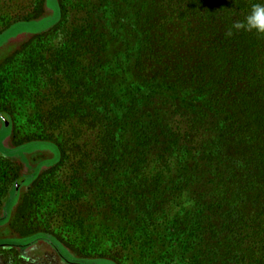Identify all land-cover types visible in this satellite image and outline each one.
Here are the masks:
<instances>
[{
	"label": "trees",
	"instance_id": "1",
	"mask_svg": "<svg viewBox=\"0 0 264 264\" xmlns=\"http://www.w3.org/2000/svg\"><path fill=\"white\" fill-rule=\"evenodd\" d=\"M98 2L22 63L59 156L47 222L98 262L264 264V36L232 29L258 0Z\"/></svg>",
	"mask_w": 264,
	"mask_h": 264
},
{
	"label": "rangeland",
	"instance_id": "2",
	"mask_svg": "<svg viewBox=\"0 0 264 264\" xmlns=\"http://www.w3.org/2000/svg\"><path fill=\"white\" fill-rule=\"evenodd\" d=\"M74 2L88 6L93 20L112 18L103 10L108 2L99 7L98 0H0V264H17L19 258L41 264H114L75 252L80 247L72 241L74 231L58 221L48 223L45 202L32 195L35 185L46 183L58 167L59 156L56 145L33 124L36 92L22 63L41 53L38 45H29L52 34L65 17L62 7L69 9ZM82 16L72 11L66 17ZM63 173L58 168L56 179ZM27 195L35 199V213L19 219L18 209Z\"/></svg>",
	"mask_w": 264,
	"mask_h": 264
},
{
	"label": "clouds",
	"instance_id": "3",
	"mask_svg": "<svg viewBox=\"0 0 264 264\" xmlns=\"http://www.w3.org/2000/svg\"><path fill=\"white\" fill-rule=\"evenodd\" d=\"M232 29L254 32L264 36V0H258V2L253 3L243 20L235 22L232 25ZM232 34V30H230L228 35Z\"/></svg>",
	"mask_w": 264,
	"mask_h": 264
}]
</instances>
